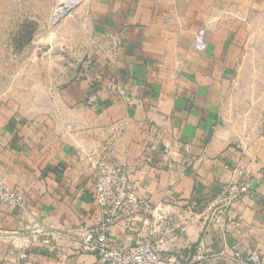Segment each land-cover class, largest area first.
<instances>
[{"label": "crops", "instance_id": "0c3cea01", "mask_svg": "<svg viewBox=\"0 0 264 264\" xmlns=\"http://www.w3.org/2000/svg\"><path fill=\"white\" fill-rule=\"evenodd\" d=\"M82 12L75 77L28 99L34 112L0 113V182L27 201L0 203V264H102L81 238L102 221L93 175L103 158L150 203L109 227L113 248L145 239L182 264H237L235 251L264 264V127L242 145L220 122L236 41L264 0H86ZM237 164L251 192L228 201L224 167Z\"/></svg>", "mask_w": 264, "mask_h": 264}, {"label": "rangeland", "instance_id": "374dc122", "mask_svg": "<svg viewBox=\"0 0 264 264\" xmlns=\"http://www.w3.org/2000/svg\"><path fill=\"white\" fill-rule=\"evenodd\" d=\"M85 1L74 0L61 16L66 0H0V113L34 112L28 99L46 98L75 77L83 60L71 47L83 37L77 22ZM245 34L236 41L237 68L220 113L242 145L264 127V12Z\"/></svg>", "mask_w": 264, "mask_h": 264}, {"label": "built area", "instance_id": "2783aa9c", "mask_svg": "<svg viewBox=\"0 0 264 264\" xmlns=\"http://www.w3.org/2000/svg\"><path fill=\"white\" fill-rule=\"evenodd\" d=\"M206 47L204 31L199 30L193 41L196 51H203ZM231 173V180L222 188L227 200L233 201L251 192L249 174L240 165L225 166ZM93 201L99 209L102 221L96 229L83 230L81 251L94 255L102 264H182V259L175 253L162 255L147 240L136 243L131 248L115 249L110 245L109 227L121 221L134 222L141 214L150 210L147 199L141 198L135 192L129 172L124 165H120L105 158L94 165ZM0 203L2 205L24 209L27 201L15 190L0 182ZM200 254L204 247H197ZM233 259L237 264H261L256 253H241L235 251Z\"/></svg>", "mask_w": 264, "mask_h": 264}, {"label": "bare ground", "instance_id": "6f19581e", "mask_svg": "<svg viewBox=\"0 0 264 264\" xmlns=\"http://www.w3.org/2000/svg\"><path fill=\"white\" fill-rule=\"evenodd\" d=\"M74 0H66L64 8H60L59 10V15L62 16V14H64V12L68 11L70 8V5L73 3Z\"/></svg>", "mask_w": 264, "mask_h": 264}]
</instances>
